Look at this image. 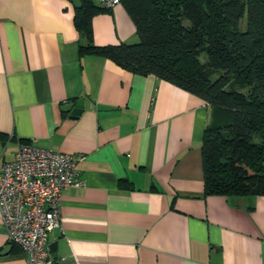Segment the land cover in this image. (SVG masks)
<instances>
[{"label": "crops", "instance_id": "1", "mask_svg": "<svg viewBox=\"0 0 264 264\" xmlns=\"http://www.w3.org/2000/svg\"><path fill=\"white\" fill-rule=\"evenodd\" d=\"M73 9L67 0H0V165L19 143L76 158L80 185L60 193L50 258L264 264V195H202L208 106L151 75L78 56ZM91 34L95 46L136 39L121 4L93 16ZM0 264H25L1 222Z\"/></svg>", "mask_w": 264, "mask_h": 264}, {"label": "trees", "instance_id": "2", "mask_svg": "<svg viewBox=\"0 0 264 264\" xmlns=\"http://www.w3.org/2000/svg\"><path fill=\"white\" fill-rule=\"evenodd\" d=\"M79 3L72 18L78 56L151 75L208 106L203 197L263 196L264 0H121L137 42L113 46L92 42L91 18L108 10Z\"/></svg>", "mask_w": 264, "mask_h": 264}, {"label": "built area", "instance_id": "3", "mask_svg": "<svg viewBox=\"0 0 264 264\" xmlns=\"http://www.w3.org/2000/svg\"><path fill=\"white\" fill-rule=\"evenodd\" d=\"M120 1L94 0L107 10ZM75 162L72 155L19 143L13 159L0 165L1 226L25 264H53L47 236L59 227L60 193L80 185Z\"/></svg>", "mask_w": 264, "mask_h": 264}, {"label": "water", "instance_id": "4", "mask_svg": "<svg viewBox=\"0 0 264 264\" xmlns=\"http://www.w3.org/2000/svg\"><path fill=\"white\" fill-rule=\"evenodd\" d=\"M67 1H69L72 4L73 8H79L80 7L79 0H67ZM81 112H82V102L79 99L75 103L74 107L70 110L68 117L71 118V119H75L77 116L80 115ZM53 245L54 244L48 245V249H49L50 252L53 251Z\"/></svg>", "mask_w": 264, "mask_h": 264}, {"label": "rangeland", "instance_id": "5", "mask_svg": "<svg viewBox=\"0 0 264 264\" xmlns=\"http://www.w3.org/2000/svg\"><path fill=\"white\" fill-rule=\"evenodd\" d=\"M136 42H137V39H135L134 42H132V43H136ZM203 60H204V59H203V56L201 55V56L199 57V61L202 62Z\"/></svg>", "mask_w": 264, "mask_h": 264}]
</instances>
